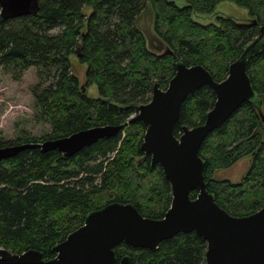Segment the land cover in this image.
I'll return each instance as SVG.
<instances>
[{
  "label": "trees",
  "instance_id": "16d2710c",
  "mask_svg": "<svg viewBox=\"0 0 264 264\" xmlns=\"http://www.w3.org/2000/svg\"><path fill=\"white\" fill-rule=\"evenodd\" d=\"M184 1L185 6L175 0H39L37 13L16 19L3 18L0 6V70L20 81L30 68L38 69L31 93L41 120L52 127L45 137L0 141V147L123 126L117 136L71 158L33 149L0 162V248L13 254L37 250L51 260L53 248L80 228L87 214L114 202L133 204L147 218L164 217L172 202L170 183L150 156L137 164L144 156L146 127L130 120L151 101L156 83L168 87L178 60L188 67L202 65L221 82L264 27V0ZM225 1L246 8L252 20L218 16L216 23L201 24L194 19L213 14ZM85 7L92 8L90 15ZM147 14L151 30L140 26ZM76 51L88 66L86 85L72 71ZM247 73L262 103H244L200 150L207 190L237 217L264 208V49L249 60ZM93 84L99 98L87 95ZM215 102L208 86L190 94L175 135L183 126L202 125ZM244 158L250 164L239 182L218 177ZM115 251L117 264L124 257L128 264H207V242L196 233L178 234L156 251L125 243Z\"/></svg>",
  "mask_w": 264,
  "mask_h": 264
},
{
  "label": "water",
  "instance_id": "95a60500",
  "mask_svg": "<svg viewBox=\"0 0 264 264\" xmlns=\"http://www.w3.org/2000/svg\"><path fill=\"white\" fill-rule=\"evenodd\" d=\"M0 6L3 18L16 19L37 13L39 0H0ZM263 49L261 27V34L230 65L228 77L221 82L215 81L202 65L188 67L178 60L168 87L163 90L156 83L151 101L139 106L137 115L130 120L146 127L141 145L144 156L137 164L150 156L152 166L159 165L170 183L172 202L162 219L144 217L133 204L114 202L87 214L84 224L53 248L55 258L46 261L37 250L13 254L0 248V264H117L115 248L122 243L156 251L161 243L181 233H196L207 242V264H264V208L243 217L222 209L207 190L205 161L200 156L208 136L221 130L244 103H262L247 67ZM76 55L80 57L79 51ZM205 86L216 95L213 109L202 125L183 126L177 137L174 132L181 121L184 102ZM122 128L94 127L65 138L0 147V162L33 149L43 153L58 151L71 158L102 139L117 136ZM194 191L197 197L191 199ZM128 263V257L120 261Z\"/></svg>",
  "mask_w": 264,
  "mask_h": 264
},
{
  "label": "rangeland",
  "instance_id": "374dc122",
  "mask_svg": "<svg viewBox=\"0 0 264 264\" xmlns=\"http://www.w3.org/2000/svg\"><path fill=\"white\" fill-rule=\"evenodd\" d=\"M179 6H185L184 0H175ZM84 13L90 15L91 7H85ZM218 16L232 18L240 23H249L252 17L249 11L233 2H221L211 15L195 14L194 19L201 24L216 23ZM140 26L151 30V18L147 14L141 17ZM57 32V31H56ZM55 32V33H56ZM72 71L78 77L81 85H86L88 66L80 62L76 54L70 58ZM38 69L30 68L20 81L0 70V141L8 143L18 138H42L50 134L52 127L42 121L36 106L31 87L38 83ZM90 98H99L97 85L87 87ZM250 164V158H244L231 169L220 171L219 178H229L232 182H239Z\"/></svg>",
  "mask_w": 264,
  "mask_h": 264
}]
</instances>
